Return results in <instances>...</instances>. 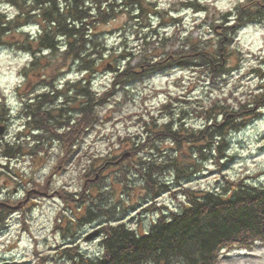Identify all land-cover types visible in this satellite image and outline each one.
Instances as JSON below:
<instances>
[{
    "label": "trees",
    "instance_id": "16d2710c",
    "mask_svg": "<svg viewBox=\"0 0 264 264\" xmlns=\"http://www.w3.org/2000/svg\"><path fill=\"white\" fill-rule=\"evenodd\" d=\"M5 1L16 12L9 15L0 11V45L14 44L20 52L32 55L29 66L23 67L22 72L30 76L32 81L26 83H30L31 88L43 89L30 100H24L21 117L24 115L26 118L23 124L25 130L20 131L16 138L30 136L25 133L32 130V140L38 149L57 140L62 152L60 159H66L65 162L74 156L72 147L76 140L97 120L98 113L94 107L103 104V98L115 86H126L133 78L151 70L184 64L197 70L198 76L214 82L216 76L237 67L230 65L235 60L232 56L236 47L228 46L237 30L264 19V0H241L233 13L231 10L220 13L217 18L221 19L220 29H216L214 43L203 41L200 37H186L183 44L167 51L164 50L166 39L159 36L158 29H153L149 36L155 35L154 39L148 40L150 37L147 34L139 35L141 57L134 64L136 66L129 68L127 58L131 53L123 48L118 57L113 55L102 40V24L119 14L141 20L149 13L160 15V26L166 23L163 21L165 16L169 25L175 26L178 18L174 17V12L186 6L208 12L206 6L201 5L199 0H177V4L174 2L170 8L158 11L149 0ZM135 11L136 15H131ZM22 26L30 31H20ZM143 26H149V23ZM9 32L11 36H6ZM18 33L25 35L19 42ZM43 51L47 53L42 54ZM72 63L79 66L77 73L81 76L76 83H69L68 77L66 85H70L71 90L76 89L72 97L79 95L78 104L71 103L70 95H66L67 88L55 87L59 75H70L69 71H62L70 68ZM104 63L117 67L109 88L98 94L92 89L91 80L98 72V65ZM119 65H124L120 71ZM258 70L262 76L258 91L247 99L238 98L229 89L228 94L215 93L206 100L186 101L191 111H173L172 103L179 101V97L169 92L159 113L146 111V116L138 114L136 121L140 128L134 135L138 139L137 145L119 155L106 154L101 164H82L80 178L84 188L80 196L84 206L75 217L62 219L66 230L73 232L77 224L98 221L94 235L99 236L100 247L96 253L85 254L77 243L65 240L66 245L59 254L68 257L67 264H216L220 251L227 246L264 241V185L246 178H227V185L221 190L185 185L190 177L186 169L190 161L195 165V160L206 156L216 162L226 158L229 133L241 129L252 118L254 107L259 110L264 108V69ZM189 84L188 89L194 87L193 81ZM48 95L66 99L61 106L50 108L47 105ZM8 110L6 101H0V120H5L1 116L7 117ZM192 115L193 121L203 120L200 127L186 123V118ZM166 116L168 119L165 120ZM166 140L172 144L170 150L158 145ZM119 143L120 149H124V140ZM22 151L19 141L0 142V154L3 153L8 160ZM140 152H145L147 156H138ZM80 159L79 155L77 162ZM111 165L116 169L106 177L122 185V193L132 189L127 182L129 174L136 176V181L145 191L144 200L150 203L144 204L142 211L151 219L147 230L143 225L133 227L121 217L114 216L102 201L100 189L95 196L86 192L88 187L98 182L104 168ZM165 171L168 176H165ZM165 190L178 200L177 208H171L164 202L156 204L155 197ZM151 197L155 199L151 200ZM97 198L100 202H96ZM5 211L6 208L0 205V221ZM37 264L47 263L42 259Z\"/></svg>",
    "mask_w": 264,
    "mask_h": 264
},
{
    "label": "rangeland",
    "instance_id": "374dc122",
    "mask_svg": "<svg viewBox=\"0 0 264 264\" xmlns=\"http://www.w3.org/2000/svg\"><path fill=\"white\" fill-rule=\"evenodd\" d=\"M149 1L158 11L170 8L174 2L178 3L177 0ZM199 1L201 5L206 6L208 12L196 11L190 6L183 7L174 12V17L178 18L175 26L169 25L167 16L163 20L166 23L160 26L162 20L158 14L147 13L141 20L119 14L100 26L102 40L117 57L119 51L123 52V48L131 53L127 58V61H130V65H127L129 68L136 66L134 64L141 57L138 51L139 35L147 34L150 37L153 29H158L159 36L166 39L165 51L177 48L184 43L186 37H200L203 41L214 43L216 29H220L221 19H217L220 13L230 10L233 13L241 0ZM0 11L9 15L16 12L14 7L6 5L5 0H0ZM135 13L136 11L131 15H136ZM144 23H149V26H143ZM20 31L27 30L25 28ZM11 34L9 32L6 36ZM24 37L23 33H18L17 42ZM154 38L155 35L148 40ZM228 46L236 47L232 56L235 60L230 65L237 67L228 69L219 77L216 76L214 82L198 76L197 70L184 64L181 67L169 65L160 70H151L133 78L126 86H115L111 93L103 98V104L94 107L98 113L97 120L86 128L79 140H76L72 147L75 154L65 162L66 159H60L62 152L57 140L38 149L32 140V130L25 133L30 136L16 138L20 131L25 130L23 124L26 118L24 115L21 117L24 100H30L29 98L35 97L43 89L31 88V84L26 83L32 81L30 76H25L22 72L23 67L29 66L32 55L19 52V48L14 44H1L0 101L5 100L9 110L7 117L1 116L5 120H0V123L5 124L6 130L0 134V142L19 141L23 151L10 160L6 159L3 153L0 154V205L6 208L0 221V264H37L42 259L47 264H67L68 257H63V253L59 254L66 245L65 240L72 244L77 243L85 254L98 252L100 238L90 236L98 228V221L90 220L77 224L74 232L65 228L64 220L75 217L84 206L80 196L84 188L80 178L82 164H101L106 154L119 155L123 150L137 145L138 139L134 135L140 128L136 121L138 114L143 113L146 116V111L159 113L161 105L167 101L169 92L179 97V101L172 103L173 111H191L186 101L202 98L206 100L209 95L215 93L228 94L229 89L233 90V95L238 98L246 97L245 99L257 92L262 77L258 69H264V19L241 27ZM44 53L47 51L42 52ZM115 66L117 67L106 63L98 65V72L91 80V87L96 93L100 94L109 88ZM123 66L119 65L118 70H122ZM78 67L76 63H72L70 68L66 67L62 71H69L70 75L61 74L58 80H55V87L67 88L66 95H70L71 103L76 104L80 102L79 95L72 97L76 89L71 90L66 81L76 83V79L81 76L77 73ZM190 81H193L194 87L188 89ZM49 96L47 105L50 108L61 106L66 99L58 95ZM253 112L252 118L241 129L229 133L226 158L216 162L206 156L195 160L196 166L190 161L186 166L188 176L190 175L189 180L185 182L187 187L221 190L227 185V178H246L264 185V108L259 110L254 107ZM193 117L192 115L186 118V123H191L195 128L200 127L203 120L196 118L197 121H193ZM120 140H124V149H120ZM158 145L168 150L172 147L168 140ZM76 155L81 156L78 162ZM141 155L143 158L147 156L145 152L138 154ZM100 156L102 157L99 158ZM115 169L116 166L113 165L105 167L98 182H95L93 187H88L86 192L95 196L100 189L102 201L112 210L114 216L121 217V220L133 227L143 225L147 230L151 219L142 211L144 204L150 203L144 200L145 191L136 181V176L129 174L127 182L129 189H132L122 193V185L114 182L113 178L106 177ZM165 172V176H168L167 171ZM155 198L156 204L164 202L171 208L178 207V200L166 190ZM155 198L151 197V200ZM96 202H100V199L97 198ZM216 264H264V241L227 246L220 251Z\"/></svg>",
    "mask_w": 264,
    "mask_h": 264
},
{
    "label": "water",
    "instance_id": "95a60500",
    "mask_svg": "<svg viewBox=\"0 0 264 264\" xmlns=\"http://www.w3.org/2000/svg\"><path fill=\"white\" fill-rule=\"evenodd\" d=\"M4 131H5V125H3V124H0V134H2V133H4ZM95 233H93L92 235H94ZM91 235V236H92Z\"/></svg>",
    "mask_w": 264,
    "mask_h": 264
}]
</instances>
